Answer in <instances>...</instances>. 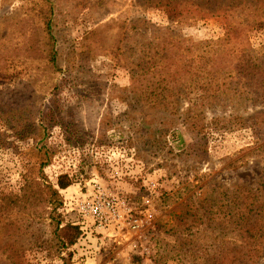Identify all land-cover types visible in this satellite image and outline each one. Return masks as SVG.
<instances>
[{
	"label": "rangeland",
	"instance_id": "obj_1",
	"mask_svg": "<svg viewBox=\"0 0 264 264\" xmlns=\"http://www.w3.org/2000/svg\"><path fill=\"white\" fill-rule=\"evenodd\" d=\"M149 1L157 0H82L80 8H74L75 2L58 0L69 21L57 30L56 46L62 64L69 63L71 72H66V67L53 75L40 70V77L34 75L30 81L22 75L20 81L30 84L26 90H18L17 76L0 77L2 98L19 94L14 100L19 102L24 99L20 92L27 91L24 104L42 105L43 112L55 93L51 87L69 83L60 91L63 111L56 122L48 123L49 140L58 153L43 171L54 184L65 175L73 182L62 191L64 214L67 221L82 227L84 236L71 250L72 264H179L178 253L194 252L202 242L211 244L229 228L221 224L226 221L222 214L236 204L251 202L249 191H257L256 200L264 203L261 145L251 127L239 129L236 125L240 123L238 116L254 113L256 100H232L224 90L211 97L196 81L180 101L178 124L168 133L166 150L153 154L149 147L138 145L142 131L139 121L147 118L148 107L136 104L133 90L139 86L140 76L128 67L131 60L143 57L135 44L136 33L141 21L166 28L174 19L173 13L153 7ZM260 2L264 6V0ZM36 5L37 0H0V45L18 47L25 55V40L19 38L20 44H11L10 34L24 36L25 31L35 29L23 19L29 16L27 9ZM86 6L95 10H81L84 13L70 18L71 13ZM261 15L257 28L241 31L240 36L231 32V45H242V59L248 69L264 67V11ZM108 23L110 29L105 28ZM100 26L106 31L101 32V44H91L94 53H90L85 35ZM181 31L186 40L202 48L230 36L223 17L188 19ZM141 47L144 49L145 44ZM124 54L132 58L122 57ZM120 59L127 67L118 65ZM79 94L85 100L79 99ZM262 102L257 111L264 110ZM190 108L206 114V156L187 153L194 142L182 119ZM7 133H11L10 123L0 118V141ZM32 146L33 142L17 141L8 148L0 147V194H19L37 174L31 170L32 156L37 152L33 153ZM85 201L99 202L103 223L81 211ZM30 217L27 213L21 218ZM196 224L205 231L206 239L201 242L196 241ZM193 225L189 232L184 231ZM21 259L23 264H62L59 258H49L39 249L25 251Z\"/></svg>",
	"mask_w": 264,
	"mask_h": 264
},
{
	"label": "trees",
	"instance_id": "obj_2",
	"mask_svg": "<svg viewBox=\"0 0 264 264\" xmlns=\"http://www.w3.org/2000/svg\"><path fill=\"white\" fill-rule=\"evenodd\" d=\"M63 2H75L74 8H80L82 0ZM60 4L58 0H37L36 7L28 8L26 12L29 16L23 19L32 23L35 29L25 31L24 36L11 32V44H20L19 38L25 40L24 56L18 47L0 45V77L17 76L18 90L30 88V84L27 86L24 80L20 81L22 75H26L25 79L30 81L34 75L40 77V70L53 75L62 73L63 67H66V72H71L69 63L66 66L62 64V55L56 46L57 30L69 21ZM150 5L163 7L174 14V19L173 24L166 28H157L141 21L136 33L135 44L143 57L131 60L128 67L132 74L140 76V84L133 90L136 104L148 107L147 118L139 121L142 126L139 131H142L138 145L149 147L153 154L166 150L168 133L178 124L180 101L186 97L188 87L199 81L208 96L215 97L224 90L232 100H256L254 113L238 116L240 123L236 125L239 129L251 127L255 131L257 144L261 145L259 151L264 154V110L257 111L258 103L264 101V67L248 69L242 59V45L238 42L235 46L231 45V32L237 31L240 36L241 31L243 34L258 27L263 19L261 12L264 11L260 0H157L150 2ZM81 10L95 8L81 7L78 12L71 13L70 18L84 13ZM207 16L226 19L230 36L209 42L210 45L202 48L186 40L181 27L188 19L197 20ZM106 25L105 28L112 27L109 23ZM103 27L86 33L90 53H94L91 44H101V32L106 31ZM8 37L9 34L3 41ZM141 44H145L144 49ZM125 55L132 58L129 54L122 57ZM118 65L127 67L121 59ZM68 85L63 82L51 87L55 93L44 112L42 105L31 106L33 102L29 106L24 104L25 97L28 99L27 91L20 92L24 99L19 102L14 101L19 94L4 95L2 98L3 93H0V118L6 119L11 128V133L3 135L0 147L5 149L17 141H29L33 142V153L37 151L31 162V170L37 174L31 176L19 194H0V264H23L22 254L34 249L46 252L49 258H59L62 264H72L71 250L84 236L82 227L67 221L64 214L62 191L70 188L73 182L65 175L59 176L57 184H54L43 171L58 153L50 143L48 123L56 122L63 111L60 91ZM78 98L85 100L82 94ZM182 123L194 142L188 149V155L206 156L209 125L205 112L190 108L185 112ZM8 138L11 141L8 142ZM261 191L264 196V188ZM249 193L251 202L243 206L236 204L225 215L222 214L226 221L221 224L229 227L225 232L217 235L211 244L202 242L194 252L178 253V263L259 264L264 260V203L256 200L257 191L251 190ZM27 213L32 217L21 218ZM197 226L196 241L201 242L206 239L205 231ZM193 227L184 231L189 232ZM229 235L232 237L227 240Z\"/></svg>",
	"mask_w": 264,
	"mask_h": 264
},
{
	"label": "built area",
	"instance_id": "obj_3",
	"mask_svg": "<svg viewBox=\"0 0 264 264\" xmlns=\"http://www.w3.org/2000/svg\"><path fill=\"white\" fill-rule=\"evenodd\" d=\"M80 206L82 212L96 217V219H98L100 223H103L105 221L104 217L102 216L101 206L98 201L95 202L85 201L82 202Z\"/></svg>",
	"mask_w": 264,
	"mask_h": 264
}]
</instances>
